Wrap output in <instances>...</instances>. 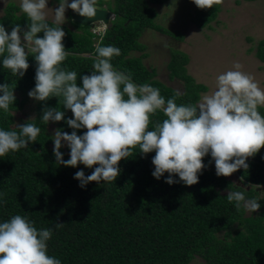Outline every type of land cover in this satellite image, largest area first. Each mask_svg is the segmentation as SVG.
I'll list each match as a JSON object with an SVG mask.
<instances>
[{
    "label": "trees",
    "instance_id": "16d2710c",
    "mask_svg": "<svg viewBox=\"0 0 264 264\" xmlns=\"http://www.w3.org/2000/svg\"><path fill=\"white\" fill-rule=\"evenodd\" d=\"M167 1L110 0L114 17L100 39L90 31L89 24L71 22L72 28L59 25L66 33L63 44L68 53L62 67L76 71L77 83L82 87L81 77L93 71L97 44L111 45L121 50V54L111 60L113 67L130 74L137 85L147 83L158 88L167 102L179 92L157 80L155 69L144 65L145 45L140 41L147 28L182 39V34L155 22L153 6ZM220 11L219 5L200 9L194 4L190 19L198 28H209ZM28 23L26 14L14 3L6 5L0 18V25L9 34L14 24H20L27 31ZM38 36L43 38L44 33ZM135 52L140 54L134 55ZM256 56L264 61V40L259 41ZM2 60L0 57V85L8 83L16 101L8 113L0 109V129L19 132V127H14L13 113L23 107L25 100L16 93L25 95L35 87L37 62L30 54V67L20 78L4 69ZM187 63L185 53L173 51L167 65L169 77L183 83V92L176 96L178 106L195 105L201 92L207 90L187 73ZM46 106L58 107L59 98L38 101L35 119L21 124L35 123L41 128L37 142H29L27 149L0 157V193L4 194L0 197V223L21 215L33 221L38 231L53 229L47 242L48 254L60 259L62 264H191L196 257L206 264H264V193L256 190L264 186V148L248 158L247 170L241 168L235 172L249 189L217 176L211 168L210 153L203 159L206 167L198 173L197 184L187 186L180 181L169 185L165 182L169 173L159 180L152 175L155 152L144 155L138 150L119 162L121 171L116 181L90 182L81 188L80 181L74 178L75 173L83 170L87 176L94 168L82 163L76 167L56 163L54 141L48 125L40 119ZM60 109L65 112V120L55 122L56 129L71 134L74 130L66 121L74 117L71 110L63 108L62 98ZM258 110L264 115V107ZM165 118L158 110L151 117L153 124L149 130ZM76 131L83 135L86 129ZM61 152L64 160L70 159L68 147H62ZM173 179L180 180L178 175ZM228 189L244 192L246 199H257L260 209L249 215L243 209L237 211L234 204L227 201V193H222ZM57 222L63 223L59 229L55 228Z\"/></svg>",
    "mask_w": 264,
    "mask_h": 264
},
{
    "label": "clouds",
    "instance_id": "9594fccd",
    "mask_svg": "<svg viewBox=\"0 0 264 264\" xmlns=\"http://www.w3.org/2000/svg\"><path fill=\"white\" fill-rule=\"evenodd\" d=\"M200 9L223 6L224 0H193ZM97 0H59L54 9V25L47 22L48 0H21L20 8L26 14L28 30L14 24L11 33L0 25V57L4 69L22 78L29 69V56L37 62L36 84L29 91L30 98L46 102L59 98V106L44 107L40 117L45 125L65 120L60 109H69L74 118L66 123L74 131L71 134L56 129L53 154L56 163L66 167L83 164L94 168L90 175L84 171L74 178L84 188L90 182L111 183L120 175L119 162L133 156L155 152L152 175L160 179L169 173L166 183L182 181L187 186L199 182L198 173L206 167L203 159L209 153L215 161L217 176H231L243 168L247 170L249 157L264 148V115L258 110L264 107V89L255 78L241 71L242 65L234 63L233 69L216 77V90L202 94L195 104L177 105L176 96L165 101L158 88L150 84H135L130 74L113 67L111 60L121 54L114 46H96V59L91 75H83L82 87L77 83V72L62 67L68 53L63 40L65 31L59 25L65 22L67 8L82 17L97 16ZM93 35L103 31L106 23L95 21ZM23 32V41L21 38ZM43 32V38L38 36ZM0 109L10 111L16 96L8 83L0 85ZM127 97V98H125ZM162 111L166 117L149 130L152 116ZM35 119L32 117L30 120ZM16 130L0 129V157L9 152L27 149L29 142H37L41 128L35 123L18 125ZM86 129L83 135L76 130ZM70 149V159L64 160L61 148ZM98 165V166H97ZM95 166V167H94ZM178 175L180 180L173 179ZM4 194L0 193V197ZM227 201L237 211L256 212L261 205L257 199H246L244 192L227 190ZM63 223L57 222L59 229ZM53 229L37 230L34 222L21 215L0 223V264H62L48 254L47 242Z\"/></svg>",
    "mask_w": 264,
    "mask_h": 264
},
{
    "label": "rangeland",
    "instance_id": "374dc122",
    "mask_svg": "<svg viewBox=\"0 0 264 264\" xmlns=\"http://www.w3.org/2000/svg\"><path fill=\"white\" fill-rule=\"evenodd\" d=\"M109 1L97 0L96 7L111 11ZM68 2L71 3L72 0H68ZM8 3H14L20 8L21 0H0V18ZM194 4L193 0H169L153 6L156 11L155 22L172 32L182 34V39L167 36L153 29H145L140 38V41L145 45L144 65L149 69H155L157 80L182 93L183 83L177 78L169 77L167 65L173 51L185 53L188 56L187 73L197 83L207 87L205 92H201V98L202 94H211L216 90L218 75L228 70H235L233 65L239 62L242 65L240 70L252 75L261 89H264V61L259 60L256 56L257 45L259 41L264 40V0H224L221 11L209 28H198L191 22ZM58 6L59 2L48 0V8L45 10L48 21L54 23V9ZM73 12L70 8H67L65 12L64 24L71 28ZM94 26L100 27L95 23L90 25L92 33ZM106 28H108L107 24ZM21 38L24 42L22 35ZM133 54L139 55L140 53ZM28 93L29 91L25 95L16 93L19 98H23L25 101L23 107L13 113L14 127L35 116V107L38 101L30 98ZM47 130L53 136L56 130L55 122H50ZM63 143L65 144L63 148L66 149V142ZM211 168L216 172L213 158ZM226 178L235 186L243 189L250 188L249 185L241 181L235 172ZM256 190L263 194L264 186H258ZM222 193H227V190H223ZM249 214L250 212H246V215ZM191 264L206 263L203 259L196 257Z\"/></svg>",
    "mask_w": 264,
    "mask_h": 264
},
{
    "label": "water",
    "instance_id": "95a60500",
    "mask_svg": "<svg viewBox=\"0 0 264 264\" xmlns=\"http://www.w3.org/2000/svg\"><path fill=\"white\" fill-rule=\"evenodd\" d=\"M71 17L73 22L79 24L92 25L95 21L103 20L107 25H109L114 17V14L109 10L97 8V16L94 18L82 17L75 11L72 13Z\"/></svg>",
    "mask_w": 264,
    "mask_h": 264
},
{
    "label": "built area",
    "instance_id": "2783aa9c",
    "mask_svg": "<svg viewBox=\"0 0 264 264\" xmlns=\"http://www.w3.org/2000/svg\"><path fill=\"white\" fill-rule=\"evenodd\" d=\"M105 28L106 27L103 28V31L101 33L99 32V33L96 34L98 36V39H100L102 37V35L104 34V32L106 30Z\"/></svg>",
    "mask_w": 264,
    "mask_h": 264
}]
</instances>
